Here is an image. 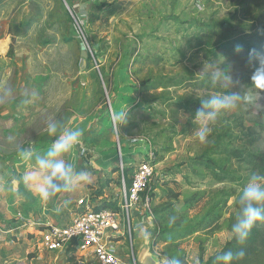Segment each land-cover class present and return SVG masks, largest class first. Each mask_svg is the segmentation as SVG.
<instances>
[{
	"label": "rangeland",
	"instance_id": "1",
	"mask_svg": "<svg viewBox=\"0 0 264 264\" xmlns=\"http://www.w3.org/2000/svg\"><path fill=\"white\" fill-rule=\"evenodd\" d=\"M240 39L264 46V0H0V230L14 224L4 220L2 209L23 212L26 201L32 202L26 199L28 185L38 184L31 175L34 160H24L19 152L31 147L45 153L54 139L46 126L56 119L82 130V143L64 158L90 173L94 195L99 183L118 192L120 169L129 170L127 182L150 153L153 164L168 158L154 172L161 192L153 206L180 210L184 197L200 192L203 199L188 217L201 216L214 201L212 192L229 193L219 230L176 242L187 264H202L219 252L232 238L227 223L237 213L240 190L253 173L264 175V90L251 84L259 66L255 58L248 59L251 48L229 45ZM81 43L88 50L85 60ZM102 73L109 81L107 93ZM225 74L231 77L229 87ZM6 88L12 89L11 97H4ZM229 92L257 94V101L222 113L207 141H199L191 122L200 107L198 97ZM126 106L128 121L118 125L111 111ZM238 123L259 135L249 151L260 163L233 158L232 151L244 149L247 141ZM169 139L174 150L166 154L161 146H168ZM212 173L227 179L220 182ZM16 175L19 183H13ZM28 180L32 183H24ZM182 219L174 215L168 222ZM254 228L259 234L253 252L237 264H264V223ZM15 234H8L10 242ZM156 238L150 253L162 263V252L171 246ZM128 253L127 264H135Z\"/></svg>",
	"mask_w": 264,
	"mask_h": 264
},
{
	"label": "clouds",
	"instance_id": "2",
	"mask_svg": "<svg viewBox=\"0 0 264 264\" xmlns=\"http://www.w3.org/2000/svg\"><path fill=\"white\" fill-rule=\"evenodd\" d=\"M241 49H237V52ZM248 59L255 58L259 66L251 77V84L264 90V53H257L256 50L248 52ZM227 86L231 83V77L225 74ZM11 88L4 89V97H11ZM35 95V93H33ZM200 107L192 117V124L195 125L193 134L201 142H206L212 131V125L222 113L235 111L241 103H253L257 101V94L229 92L227 94L215 93L208 96L198 97ZM26 103L28 101H25ZM129 118V108L125 107L120 112L112 114V120L118 125H125ZM121 127L117 126L114 131L120 134ZM46 133L53 137V141L47 151L43 154L36 152L29 147L19 152L21 158L26 161L34 160L32 165L34 171L32 176L37 178V195L45 201L56 198L61 193L72 192L78 185L90 181V173L87 170L77 168L64 158L75 147L82 143L83 132L78 127L68 126L62 121L53 119L47 123ZM238 213L231 224L230 235L239 244H244L251 229L257 223H264V175L253 173L247 183L240 190L238 199ZM150 236V233H145ZM245 255L241 249L238 252L231 250L224 251L216 256L219 264H234L235 260ZM163 264H181L176 256L164 257ZM198 264V262H197Z\"/></svg>",
	"mask_w": 264,
	"mask_h": 264
},
{
	"label": "crops",
	"instance_id": "3",
	"mask_svg": "<svg viewBox=\"0 0 264 264\" xmlns=\"http://www.w3.org/2000/svg\"><path fill=\"white\" fill-rule=\"evenodd\" d=\"M111 112L115 113L116 110ZM116 136L117 139L119 138L120 140V137L118 135ZM118 151H122L121 147ZM124 159L125 160L123 161L127 160L125 157ZM167 159L168 158H164L154 163L155 172L158 170V168L168 162ZM100 168V170H104L103 165L101 164ZM21 171L23 172V170ZM119 176L120 180L118 181L119 183L117 187L118 192L121 185V174H119ZM17 179H19L18 175L14 177L13 183H19ZM92 180L93 179L90 178L89 182H91ZM89 182L78 185L72 192L61 193L56 198L50 201L42 200L34 191L36 189L35 185L33 187L32 184H29V192L27 191V195H29L30 193L31 196L26 199L28 200L31 198L32 202L29 204L26 201V204L22 206L23 212L18 211V213L11 212V214H8L2 209L4 220L13 219L14 224L6 228V231L2 230V232L0 230V264H76V262L69 261V258L64 251H48L42 244L41 233L36 234L32 239H28L26 224L24 222H27V224L37 228L41 227L43 231V225L46 222L51 224L64 225L69 222L70 219L74 216L75 211L77 210L76 203L80 199L85 200L88 204L95 207H100L103 203L115 204L117 208L116 211H118V192H113L112 189L107 188L108 185L106 186V184L104 183H99L101 184V187L104 186L105 188L101 189L100 187L99 191H102V194L100 196L97 194L94 195L95 192L93 193V191L96 190V185ZM24 183H32V181L29 182L28 180L24 181ZM155 185L156 183L154 181V183H152V192L154 195L153 203L159 201L160 197L158 194L161 192ZM106 191H109L110 195H107L105 193ZM24 194L26 195V193ZM32 203H34L33 207L30 206L32 205ZM181 204H183V201ZM26 217L28 219H25ZM10 227H15L10 231V233H12V231H15L16 233L15 242H10L8 240V236L10 235H8L9 233H7V229H9ZM132 232H134L133 236L134 234H136V237L132 238ZM145 233H150V236L146 237ZM155 235L156 233L154 225H145L144 223H142V220L134 212H132L130 216L129 226L126 224L124 217H121L120 230L118 232L106 233L104 242L124 262L127 263L128 261V250L130 258L132 257V260L135 259V264H143V262L147 258H151L152 256H154L155 258L157 257L150 253V249L153 245V243H150V241H152ZM29 255H31V258H28ZM156 263L158 264V259Z\"/></svg>",
	"mask_w": 264,
	"mask_h": 264
},
{
	"label": "built area",
	"instance_id": "4",
	"mask_svg": "<svg viewBox=\"0 0 264 264\" xmlns=\"http://www.w3.org/2000/svg\"><path fill=\"white\" fill-rule=\"evenodd\" d=\"M154 160V154L150 153L147 160L141 161L129 178V184L125 183L123 168L120 169L118 211L99 209L80 199L69 222L64 225L44 223L41 233L43 246L50 252L64 251L66 255L67 251L70 252L76 264H127L105 244V234L120 230L121 217L129 226L132 212L141 214L145 225H153L152 202L146 192L155 181ZM138 207L143 211L139 212ZM13 229H7V233ZM156 258L158 264H163Z\"/></svg>",
	"mask_w": 264,
	"mask_h": 264
},
{
	"label": "trees",
	"instance_id": "5",
	"mask_svg": "<svg viewBox=\"0 0 264 264\" xmlns=\"http://www.w3.org/2000/svg\"><path fill=\"white\" fill-rule=\"evenodd\" d=\"M67 3H69V0H65ZM208 26V25H207ZM241 45L247 48H251V50H257V49H263L264 46L262 47H257L256 45H253V41H244L243 39L233 41L229 43V45ZM253 45V46H252ZM11 52V51H10ZM10 57V56H9ZM92 68V67H91ZM100 71L103 72V69H100ZM102 81L104 85L105 92H109V81L107 82L105 80V76L102 73ZM96 79L98 78L97 75L95 74L94 76ZM100 78V80H101ZM99 79H97L98 85H99V90L98 94L100 96V99L103 100V103L105 102V93L102 91V88L100 87L99 84ZM144 87V84H142ZM238 128L241 130V136L247 138V141L244 142L245 148L242 150L235 149L232 151V156L233 158H236L237 161H249V162H258L260 163L261 160L259 157H256L251 151H249L251 148L258 140H259V135L251 128H246L243 127L242 123H238ZM119 137L120 134H117ZM168 146H161L163 153H170L174 149L171 145V139L168 140ZM157 154V153H156ZM207 163H205L206 165ZM209 165V164H208ZM129 170L128 169H123V177L125 178L128 174ZM214 178H216L218 181L222 182L225 181V178L223 179L220 176H217L215 173H212ZM227 179V178H226ZM125 183H129V180ZM107 186V185H106ZM105 187H101V189H104ZM153 189L151 186V189L146 192L148 196L151 198V209L154 213V225L157 230L156 232V240L162 244H165V246H171L168 247L166 252H162V257H171V256H176L177 258L180 259L181 264H187L185 257L183 256V252L181 249L178 248L176 242L179 241L180 239L187 238L191 235L201 233V232H216L217 230L220 229V221L225 214V210L227 209V202L229 200V193L226 191H218V192H212V195L214 198H212L213 203L208 205V207L204 210L203 214L201 216L195 215L194 217H188V213L194 209V207L203 199V193L200 192H194L188 197L183 198V206L181 207L180 210L174 209L172 205L169 206H164V207H157L153 206ZM97 195H101L102 191H98L96 193ZM175 197H178L175 195ZM219 199L215 201L217 198ZM99 209H105V208H110L114 211L117 210L115 204H110V203H103ZM237 213H238V205L236 206ZM236 214H231L230 217L228 218V223H227V230L230 232L231 224L234 222ZM174 215H182V221L183 223H169L168 220L172 221L174 218ZM167 222V223H166ZM43 229L41 227H34L31 225L26 226V232H27V237L28 239H32L36 234L42 233ZM258 229L252 228L250 231V234L247 238V240L244 242V244H239L237 243L233 238H231L230 241H228L224 247L214 255H211L205 262H202V264H219V262L216 260V256L219 254H222L224 251L231 250L234 253L238 252L239 250H243L245 255L242 258H246L250 253L253 252V249L251 250V245L255 244V241L257 240L258 237ZM67 256L69 258V261L74 262V258L71 255L70 252L67 251ZM28 258H31V255L28 256ZM239 260V259H238ZM238 260L234 261V264H237Z\"/></svg>",
	"mask_w": 264,
	"mask_h": 264
},
{
	"label": "water",
	"instance_id": "6",
	"mask_svg": "<svg viewBox=\"0 0 264 264\" xmlns=\"http://www.w3.org/2000/svg\"><path fill=\"white\" fill-rule=\"evenodd\" d=\"M80 57L84 60L88 58V50H87L86 45L84 43L80 44ZM156 261H157V259L154 256H152L151 258H147L143 262V264H154V262H155V264H157Z\"/></svg>",
	"mask_w": 264,
	"mask_h": 264
}]
</instances>
